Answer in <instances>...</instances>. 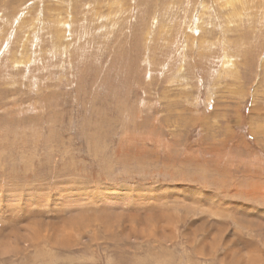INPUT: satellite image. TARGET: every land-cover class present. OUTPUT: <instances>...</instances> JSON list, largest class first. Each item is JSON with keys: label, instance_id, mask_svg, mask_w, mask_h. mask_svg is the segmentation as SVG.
Segmentation results:
<instances>
[{"label": "rangeland", "instance_id": "rangeland-1", "mask_svg": "<svg viewBox=\"0 0 264 264\" xmlns=\"http://www.w3.org/2000/svg\"><path fill=\"white\" fill-rule=\"evenodd\" d=\"M213 1L0 0V264H264V0Z\"/></svg>", "mask_w": 264, "mask_h": 264}, {"label": "bare ground", "instance_id": "bare-ground-1", "mask_svg": "<svg viewBox=\"0 0 264 264\" xmlns=\"http://www.w3.org/2000/svg\"><path fill=\"white\" fill-rule=\"evenodd\" d=\"M190 2H188V4H189ZM209 3V2H208ZM211 3H209L208 5H210ZM212 4H214L216 7L214 8V12L215 11H217V8H219V10L220 9H222V8H228L229 10H231L233 13L234 12H236L235 11V7H236V4L238 5V4H241V0H214L213 2H212ZM211 4V6H213ZM206 8V3H205V1H200V3H199V6H198V11H199V16L196 18L197 20H199V18H200V15H201V13H202V11L204 10ZM228 10V11H229ZM232 15V14H231ZM195 20V19H194ZM64 25V24H63ZM190 28V27H189ZM186 39V38H185ZM185 41V40H184ZM187 41V40H186ZM190 42L191 41H189V42H187L186 44H185V42H183L184 44H185V47H188V45H191L190 44ZM192 43V42H191ZM202 43H204V42H199L198 43V41H197V44H195V46H197V45H201ZM190 48V47H189ZM188 48V49H189ZM193 48V47H192ZM225 49V48H224ZM181 50V49H180ZM73 53V52H72ZM182 53H184V52H182ZM181 55H183V54H181ZM185 55V54H184ZM233 56V55H232ZM222 58H223V62H222V66H223V68H225L226 66V68L228 69V67H232L233 66V63H232V61H231V57H229V55H228V53H226L225 51L222 53ZM219 59H221V58H219ZM225 68V69H226ZM179 72V71H178ZM198 143V142H197ZM196 180V179H195ZM252 209V208H251ZM160 221V220H159Z\"/></svg>", "mask_w": 264, "mask_h": 264}]
</instances>
